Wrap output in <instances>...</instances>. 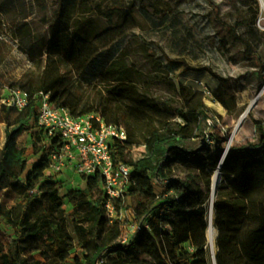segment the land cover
Listing matches in <instances>:
<instances>
[{
    "label": "trees",
    "instance_id": "16d2710c",
    "mask_svg": "<svg viewBox=\"0 0 264 264\" xmlns=\"http://www.w3.org/2000/svg\"><path fill=\"white\" fill-rule=\"evenodd\" d=\"M77 4L78 0H59L46 46L55 59L38 78L34 71L27 70L11 85L13 90L30 93L29 105L18 110L0 104V112L8 117L6 139L0 148V234L6 233L7 238V243L0 241V264H28L22 257L26 249L43 258L30 264H70L75 249L82 251L84 264H99L107 251L116 254L114 264H143L141 244L145 235L154 247L148 264H211L208 202L212 176L219 169V152L204 157L184 150L180 133L169 128L173 117L162 113L160 104L141 93L123 70L113 71L107 65L92 71L95 58L105 47L98 37L92 43H87L88 36L82 34L71 39L67 19ZM257 18L258 12L251 23L255 24ZM220 23L233 39L246 44L251 58H257L252 44L237 32L236 25ZM5 58L0 47V67ZM89 70L93 80L85 86L75 75ZM195 70L216 75L208 66ZM98 83L109 87L101 89ZM40 93L50 94L57 107L68 109L75 117L95 112L109 123L124 126L130 143L137 140L136 127L149 120L142 155L122 156L116 147L113 149L116 162L133 167L125 209L132 211L138 229L127 242H123V224L106 214L100 174L88 177L84 187L63 193L61 182L46 173L51 150L61 145V139L53 137L48 145L47 132L38 125ZM13 113L18 115L11 121ZM152 113L159 115L155 119L162 128L153 125ZM255 125L260 134L258 143L235 145L224 156L220 170L225 179L217 189L214 221L220 231V253H240L248 264H264V123L255 121ZM24 130L35 136L32 146L39 154L31 168L27 146L17 141ZM174 162L194 166L202 174L201 182L191 175L173 178L170 166ZM160 187L162 192L158 194ZM3 190L16 192L19 203L8 207L1 198ZM66 202L72 205L69 212L64 209ZM121 206L118 204V208ZM8 230L15 235L7 234ZM231 236L236 239H229Z\"/></svg>",
    "mask_w": 264,
    "mask_h": 264
},
{
    "label": "rangeland",
    "instance_id": "374dc122",
    "mask_svg": "<svg viewBox=\"0 0 264 264\" xmlns=\"http://www.w3.org/2000/svg\"><path fill=\"white\" fill-rule=\"evenodd\" d=\"M58 7L59 0H0V47L6 56L0 67L1 105L12 93L11 85L23 73L32 70L38 78L55 59V55L47 53L46 46ZM256 12L258 18L253 24L251 19ZM220 21L236 25L237 32L252 44L257 58H251L246 44L233 39ZM67 22L71 39L77 34L88 36L87 43L94 42L96 37L101 39L105 48L95 58L92 71L107 65L113 71L123 70L141 93L160 104L162 113L173 117L169 128L180 133L184 150L204 157L219 152L220 167L227 153L220 149L258 143L260 134L255 121L264 123V0H78ZM205 66L216 75L195 70ZM92 73L84 71L75 78L87 86L93 80ZM100 84L101 89L109 87ZM249 109L248 117L240 123ZM17 115L13 113L10 120ZM152 116L153 125L162 128L163 124L155 119L159 115ZM7 120L1 110L0 148L6 139ZM149 125L146 120L136 127V142L117 147L120 155L143 154V135ZM34 140L35 136L27 130L17 136V141L27 146L29 168L39 158L32 146ZM170 170L173 178L191 175L199 182L202 180L201 172L194 166L174 162ZM61 177L65 181L61 191L65 193L73 175L67 171ZM224 179L222 175L221 181ZM84 184L82 181L79 186ZM161 192V187L157 188V193ZM1 198L8 207L20 201L14 191L3 190ZM128 204H133L131 198ZM64 209L69 212L71 203L66 202ZM210 213L211 196L208 221ZM126 218L123 230L130 238L133 233ZM5 234H0L3 243H7ZM7 234L15 235L12 230ZM207 237L211 264H248L240 253L219 252L220 231L215 255L208 232ZM229 239L235 240L236 236ZM141 250L142 263H150L154 247L148 235L144 236ZM22 257L27 258L28 264L43 260L31 249L23 250ZM114 258L116 254L107 251L99 264H114ZM80 263H85L82 251L75 249L70 264Z\"/></svg>",
    "mask_w": 264,
    "mask_h": 264
},
{
    "label": "built area",
    "instance_id": "2783aa9c",
    "mask_svg": "<svg viewBox=\"0 0 264 264\" xmlns=\"http://www.w3.org/2000/svg\"><path fill=\"white\" fill-rule=\"evenodd\" d=\"M31 95L27 90H13L1 102L4 105L22 110L30 103ZM38 125L47 132L50 139L59 137L61 145L51 150V163L46 171L62 184L61 175L69 171L68 188H79L82 181L100 174L103 177V191L106 196V214L112 221L119 220L125 228L124 218L128 216L132 233L138 229L131 210L125 209L127 189L132 183L133 167L124 161L116 162L113 149L130 144L126 128L109 123L100 113H89L75 117L68 109L57 107L50 94L38 95ZM157 182V181H156ZM70 186V187H69ZM118 204L122 205L118 208ZM127 219V218H126ZM123 242L129 237L122 232Z\"/></svg>",
    "mask_w": 264,
    "mask_h": 264
},
{
    "label": "bare ground",
    "instance_id": "6f19581e",
    "mask_svg": "<svg viewBox=\"0 0 264 264\" xmlns=\"http://www.w3.org/2000/svg\"><path fill=\"white\" fill-rule=\"evenodd\" d=\"M254 101H257L255 99ZM250 109L246 111L243 116L241 117L240 123L244 121L248 115H249ZM221 178H222V173L220 169H217L213 176V182H212V195H211V213H210V220H209V226H208V236L211 239V246H212V253L215 255V250H216V238L218 235V228L215 225L214 221V215H215V210H214V201L217 193V189L221 183Z\"/></svg>",
    "mask_w": 264,
    "mask_h": 264
},
{
    "label": "water",
    "instance_id": "95a60500",
    "mask_svg": "<svg viewBox=\"0 0 264 264\" xmlns=\"http://www.w3.org/2000/svg\"><path fill=\"white\" fill-rule=\"evenodd\" d=\"M224 151H227V150H224V149H220V152H221V153H223ZM219 169H220V167H219Z\"/></svg>",
    "mask_w": 264,
    "mask_h": 264
},
{
    "label": "crops",
    "instance_id": "0c3cea01",
    "mask_svg": "<svg viewBox=\"0 0 264 264\" xmlns=\"http://www.w3.org/2000/svg\"><path fill=\"white\" fill-rule=\"evenodd\" d=\"M70 187V186H69ZM68 189H70V188H68Z\"/></svg>",
    "mask_w": 264,
    "mask_h": 264
}]
</instances>
